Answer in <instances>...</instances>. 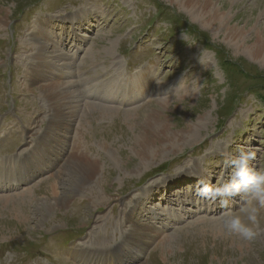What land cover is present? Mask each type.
<instances>
[{
    "label": "rangeland",
    "instance_id": "rangeland-1",
    "mask_svg": "<svg viewBox=\"0 0 264 264\" xmlns=\"http://www.w3.org/2000/svg\"><path fill=\"white\" fill-rule=\"evenodd\" d=\"M180 1L0 0V264H78L74 253L104 237L116 264L131 262L118 249L135 203L138 223L163 234L142 250L145 264H264V209L261 235L246 241L224 228L229 214L246 220L239 197L222 208L196 195L198 180L230 178L224 156L253 153L250 166L264 171V59L247 47L264 37V0H212L249 41L240 49ZM39 26L60 53L46 55L53 66L33 80ZM50 83L62 84L65 103L52 104ZM153 117L169 128L144 156L136 143L144 130L151 139ZM76 147L100 162L91 179ZM27 163L51 172L29 175ZM108 219L118 237L107 235Z\"/></svg>",
    "mask_w": 264,
    "mask_h": 264
},
{
    "label": "bare ground",
    "instance_id": "bare-ground-1",
    "mask_svg": "<svg viewBox=\"0 0 264 264\" xmlns=\"http://www.w3.org/2000/svg\"><path fill=\"white\" fill-rule=\"evenodd\" d=\"M179 1V0H177ZM233 2H235V0H233ZM180 5H188L190 8L194 9L196 12L197 11H202L203 13L200 14L198 13V15H208V16H212V19L215 21L214 23H212V25H214L215 27L219 25V27H224V29L227 31V32H230L229 35L231 34L233 37V40L235 41H238L237 44V48L240 49L241 46H243L244 48V45L242 44H247L249 41L246 39L243 38V37H237L238 35H241L240 32L231 27V26H228L230 25V22H231V16L230 15H227L225 13H221V9L222 8V4H217L214 8L211 7V4H212V0H181L180 2ZM192 6V7H191ZM213 10V11H212ZM223 16V17H222ZM200 17V16H199ZM203 18V17H202ZM70 19V18H69ZM207 19V18H206ZM206 21V20H205ZM222 24H226L227 26H224ZM207 25H208V21H207ZM1 28V26H0ZM215 29V28H213ZM218 29V28H217ZM222 30V28H221ZM219 31V30H218ZM224 31V30H223ZM222 32V31H221ZM243 32V31H242ZM223 33V32H222ZM244 33V32H243ZM258 34V33H257ZM230 35V36H231ZM33 38L37 41L38 43V47L36 46V49L37 51L36 52V56L33 58V63L31 64V69H33L32 67L35 65L34 67V71L32 72V79L33 80H44V73H43V70H50L51 68H49V66H53L52 62L47 60V59H51L49 58L48 55L49 53H52V52H59L57 49L58 47L55 46L51 40V37H50V34L45 31L44 27H41L39 26L38 28H36V32H34V35H32ZM246 37V36H245ZM232 40V41H233ZM252 40V39H251ZM250 40V41H251ZM231 42V41H230ZM247 42V43H246ZM253 46L252 45H247V47L251 46L252 48L254 47V52H256V55L263 58L264 59V37L260 36V34H258V37L253 39V42H252ZM250 44V43H249ZM246 46V45H245ZM243 50V49H242ZM110 51V50H108ZM34 52V53H35ZM60 53V52H59ZM252 53V52H251ZM58 55V53H57ZM61 57V54L60 56ZM66 69L69 68L71 69V71L73 72V64L71 62H68V63H63V65ZM70 73V72H69ZM67 74V73H66ZM62 76L65 74H61ZM32 81V80H31ZM59 82H61L59 80ZM32 83L34 84V82L32 81ZM147 83L146 80H144L143 78L140 79V82H139V86L140 84H142V87H145V84ZM112 84V83H111ZM57 85L62 88V84L61 83H50L49 86H50V89H51V95H50V100L53 102L52 104L53 105H57V103L60 101V98L62 97V95L66 92L65 89L62 90H59L56 89L57 88ZM149 85V84H148ZM111 86V85H110ZM113 87V86H112ZM118 87V86H117ZM43 89V87L41 88ZM109 89V88H108ZM58 90V91H57ZM116 90V89H115ZM141 90V89H139ZM138 90V91H139ZM44 91L47 92V89L44 88ZM113 91V89H112ZM48 94V92H47ZM68 94V93H67ZM66 96V95H65ZM70 96V95H69ZM68 96V97H69ZM67 98V96L65 97ZM64 98H62L63 100ZM68 99V98H67ZM72 99V97H71ZM101 99V98H100ZM65 100V99H64ZM69 100V99H68ZM73 100V99H72ZM159 100V99H158ZM71 101V100H70ZM60 102H63V101H60ZM74 102V101H71V103ZM65 103V102H63ZM169 103V101L167 100H164L162 99V102L159 103L161 106H164V105H167ZM89 104V103H88ZM67 105V104H66ZM65 105V106H66ZM69 105V104H68ZM74 105V104H73ZM58 106V105H57ZM62 108L65 109L66 111V108L64 107V105H61ZM91 109H95V107L92 105V106H89ZM72 108V107H71ZM88 108V107H87ZM143 108V107H142ZM76 109V108H75ZM77 110V109H76ZM64 111V110H62ZM73 111V110H71ZM71 111H68V112H71ZM67 112V111H66ZM77 112V111H76ZM73 114V113H72ZM67 116V114H66ZM72 116V115H71ZM74 116V115H73ZM76 116V115H75ZM62 117V116H61ZM87 117V116H86ZM147 124H148V130L150 131V136H151V139H149V137L147 135H145L146 133V130H144L143 133H141L140 135H142L143 137L141 138H138L137 140V151H138V154H141L140 153V148L142 149V154L144 156H148V154L151 155V151H152V147H154V142H158L159 140H162V138L164 137V132H166L169 128V124L167 122H162L160 121L159 119H157L156 117H153V118H149L147 120ZM152 128H156V129H159V130H155V131H152ZM193 128L190 130L192 131ZM171 135V134H170ZM169 136V135H168ZM181 135H177V136H171V137H168V140H174L175 137H178ZM185 135H183L182 137H184ZM161 137V138H160ZM173 142V141H172ZM176 142V141H175ZM157 145V143H155ZM155 148V147H154ZM77 149V147H76ZM163 149V148H162ZM63 148L59 149V157H61V155L63 156L64 159H66V154H62L63 153ZM160 151V150H159ZM65 152V151H64ZM113 153V152H112ZM69 154H71L69 152ZM79 159H80V162L82 163V165H84V169L88 172V175L91 176L90 179L94 176V173L96 171H98L100 169V162L98 160L96 161H91L89 160L88 156H87V152L82 148V149H77V154ZM120 157V156H119ZM159 157V156H158ZM68 158V156H67ZM117 158V157H116ZM156 158V157H155ZM60 159V158H59ZM151 159V158H150ZM66 161V160H64ZM28 166L27 168L24 167L25 171L27 174H31L34 176H37V175H43V174H49L51 171H50V168L48 166H44V167H41L40 165H38L37 163H27ZM63 164V162L61 163ZM66 164V162H65ZM69 165V164H68ZM61 166V165H60ZM58 166V167H60ZM120 166V165H119ZM72 168V167H71ZM76 168V167H75ZM120 168V167H119ZM59 169V168H58ZM197 169V168H196ZM84 170V171H85ZM59 172V170H58ZM81 172V171H80ZM196 173L198 172L197 170L195 171ZM29 174V175H30ZM57 174V173H56ZM59 175V174H58ZM85 175V174H84ZM23 177V176H22ZM87 177V176H86ZM201 177V176H200ZM208 177H211L210 174L208 175ZM88 178V177H87ZM86 178V179H87ZM89 179V180H90ZM230 178H228L229 180ZM227 180V181H228ZM60 182V181H59ZM62 182V180H61ZM176 180L174 179L172 183L176 184ZM22 183V180H20L17 184H14L13 186H19L20 184ZM4 184V183H3ZM12 184V183H11ZM63 185V183H61ZM174 184H171V185H174ZM57 187V186H56ZM56 187H52V188H49V192L52 196V193L55 194L56 192ZM159 187V186H157ZM171 187V186H170ZM2 188V186H1ZM0 188V189H1ZM183 189V188H182ZM14 190V189H13ZM4 191V190H3ZM13 192V191H12ZM174 194V193H173ZM59 195V194H58ZM74 195V194H73ZM154 195V194H153ZM63 198L67 196V194L65 192H63ZM61 196V197H62ZM22 197L21 199H25V196H20ZM56 197V196H55ZM68 197V196H67ZM17 198V197H16ZM19 198V196H18ZM64 198V199H65ZM69 198V197H68ZM7 199V198H6ZM5 199V200H6ZM64 199H59V204H64L66 202V200ZM153 199V197H152ZM104 200V199H103ZM180 200V199H179ZM186 200V199H185ZM185 200L182 201L183 204H186ZM7 201V200H6ZM13 202V201H12ZM55 202V201H54ZM154 202V201H153ZM9 204V203H8ZM150 205L152 204L149 203ZM140 206H142V204L138 205V203H135V205L131 208V210L129 211V213L126 216V220H128L129 222V231L127 233H125V237L123 238V241L121 242L122 245H120V249H118V253L120 252L121 255H126V254H130L131 256V259L132 261L131 262H127L126 264H145L143 262V259H142V256H141V252L142 250L146 249L151 243H156L155 241H158V239H160V236L163 235L161 230H158V229H155L153 228V226L151 227L150 225L144 222L141 223H138L139 220L136 219V216H135V213L138 211V209L140 208ZM178 207V206H177ZM125 211V210H124ZM112 214V213H111ZM125 214H126V211H125ZM114 215V214H113ZM114 218V217H113ZM145 218V217H144ZM174 218V217H173ZM147 219V218H146ZM106 220V219H105ZM113 221V220H112ZM141 221V220H140ZM106 224H108V227L106 229V233L107 235L111 234L118 237V233H117V230H115V232L113 231V222L111 223V219L107 220ZM118 225V224H116ZM106 226V225H105ZM116 227V226H115ZM120 227V226H119ZM164 227V226H163ZM100 228V227H99ZM98 228V229H99ZM104 228V227H103ZM102 228V229H103ZM100 230V229H99ZM101 231V230H100ZM93 236L97 235L96 233H92ZM127 234V235H126ZM106 235V236H107ZM113 235V236H114ZM100 236V235H99ZM98 236V237H99ZM166 236H164L165 238ZM93 238V237H92ZM95 239V237H94ZM94 239H91V240H94ZM102 239V238H101ZM101 239H96L99 241V245L97 244V249L94 248V246H88V247H84L83 249H80L78 252H75L74 253V258L76 260V262L78 264H116L115 260L118 259L119 257L116 255V251H114V249H111L112 247L110 246V244L108 243V239L109 237H104L103 239L104 240H101ZM163 240V238L161 239ZM170 243V240H165L164 241H160L159 244L157 245H161V247H164L166 245H169ZM94 244V243H93ZM96 244V243H95ZM164 251V250H163ZM166 258V257H165Z\"/></svg>",
    "mask_w": 264,
    "mask_h": 264
},
{
    "label": "clouds",
    "instance_id": "clouds-1",
    "mask_svg": "<svg viewBox=\"0 0 264 264\" xmlns=\"http://www.w3.org/2000/svg\"><path fill=\"white\" fill-rule=\"evenodd\" d=\"M252 159L254 154L246 151H241L231 159L224 156L225 167L232 169L230 179L222 185L200 179L196 189L199 198L219 201L222 208L227 207L229 199L239 197L243 201L240 211L245 214L246 220L239 214H229L224 221V228L227 234L239 236L246 241H253L261 235L258 224L261 210L264 209V171L251 167ZM252 201L256 204L253 205Z\"/></svg>",
    "mask_w": 264,
    "mask_h": 264
}]
</instances>
